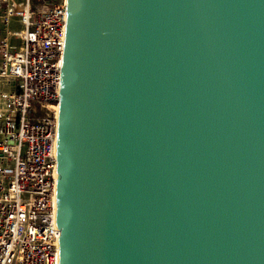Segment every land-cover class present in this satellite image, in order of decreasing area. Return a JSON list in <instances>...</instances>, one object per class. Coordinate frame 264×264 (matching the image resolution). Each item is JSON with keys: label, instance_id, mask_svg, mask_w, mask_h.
Instances as JSON below:
<instances>
[{"label": "water", "instance_id": "1", "mask_svg": "<svg viewBox=\"0 0 264 264\" xmlns=\"http://www.w3.org/2000/svg\"><path fill=\"white\" fill-rule=\"evenodd\" d=\"M60 264H264V0H67Z\"/></svg>", "mask_w": 264, "mask_h": 264}, {"label": "built area", "instance_id": "2", "mask_svg": "<svg viewBox=\"0 0 264 264\" xmlns=\"http://www.w3.org/2000/svg\"><path fill=\"white\" fill-rule=\"evenodd\" d=\"M66 18L67 0H0V264H60L55 190ZM13 19L20 32L9 29Z\"/></svg>", "mask_w": 264, "mask_h": 264}, {"label": "rangeland", "instance_id": "3", "mask_svg": "<svg viewBox=\"0 0 264 264\" xmlns=\"http://www.w3.org/2000/svg\"><path fill=\"white\" fill-rule=\"evenodd\" d=\"M33 2H36V0H32ZM9 29L12 32H20L22 30V27L19 25V23L13 19L9 25ZM14 43V41H12Z\"/></svg>", "mask_w": 264, "mask_h": 264}]
</instances>
